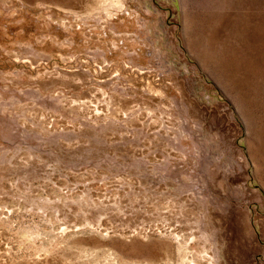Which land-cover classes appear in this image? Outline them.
Returning a JSON list of instances; mask_svg holds the SVG:
<instances>
[{"label": "rangeland", "instance_id": "374dc122", "mask_svg": "<svg viewBox=\"0 0 264 264\" xmlns=\"http://www.w3.org/2000/svg\"><path fill=\"white\" fill-rule=\"evenodd\" d=\"M0 264H264V0H0Z\"/></svg>", "mask_w": 264, "mask_h": 264}]
</instances>
